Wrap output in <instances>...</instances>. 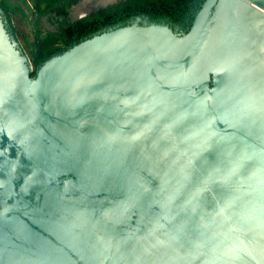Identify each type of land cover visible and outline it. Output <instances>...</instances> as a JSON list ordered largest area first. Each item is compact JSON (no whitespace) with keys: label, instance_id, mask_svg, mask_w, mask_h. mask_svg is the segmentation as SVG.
<instances>
[{"label":"water","instance_id":"1","mask_svg":"<svg viewBox=\"0 0 264 264\" xmlns=\"http://www.w3.org/2000/svg\"><path fill=\"white\" fill-rule=\"evenodd\" d=\"M32 71L0 9V264H264V0Z\"/></svg>","mask_w":264,"mask_h":264},{"label":"trees","instance_id":"2","mask_svg":"<svg viewBox=\"0 0 264 264\" xmlns=\"http://www.w3.org/2000/svg\"><path fill=\"white\" fill-rule=\"evenodd\" d=\"M83 0H0L6 16L8 31L17 37L22 34L12 26L20 17L30 25L33 35L23 37V49L36 75L38 67L50 57L67 50L95 34L126 25L166 23L176 30L183 26L187 32L204 0H117L99 7L74 22L71 10ZM197 6L193 12L191 9ZM46 22L53 28H48Z\"/></svg>","mask_w":264,"mask_h":264},{"label":"rangeland","instance_id":"3","mask_svg":"<svg viewBox=\"0 0 264 264\" xmlns=\"http://www.w3.org/2000/svg\"><path fill=\"white\" fill-rule=\"evenodd\" d=\"M113 1H115V0H84V4L80 5L79 8H76L72 12V16H70V19L72 17H78V16L82 15L83 14V12H82L83 10L82 9L85 6H87V11H88V10L94 9V8L100 6V5H104L106 3H110V2H113ZM86 3H87V5H85ZM12 26H14V28L16 27V30H18L22 34V36H19V37L15 36V37H16L18 43L20 44L22 50L24 51V49H23V45H24L23 37L30 38L33 35L31 26L25 24V22L20 17L16 18V20L12 23ZM46 26L48 28H53L50 25V23H48V22H46Z\"/></svg>","mask_w":264,"mask_h":264},{"label":"crops","instance_id":"4","mask_svg":"<svg viewBox=\"0 0 264 264\" xmlns=\"http://www.w3.org/2000/svg\"><path fill=\"white\" fill-rule=\"evenodd\" d=\"M89 2V1H88ZM82 4H84V0L82 1V3L81 4H79L78 6H75L72 10H71V13H70V16H72V12L76 9V8H79L80 7V5H82ZM85 5H87V3L85 4ZM83 11V14L82 15H80V16H78V17H73V18H75V19H79V18H82V17H84V16H87L89 13H91L94 9H91V10H88L87 11V6H85L83 9H82Z\"/></svg>","mask_w":264,"mask_h":264},{"label":"flooded vegetation","instance_id":"5","mask_svg":"<svg viewBox=\"0 0 264 264\" xmlns=\"http://www.w3.org/2000/svg\"><path fill=\"white\" fill-rule=\"evenodd\" d=\"M197 6L195 5L192 9H191V12H193L194 11V9L196 8ZM3 14V13H2ZM3 18H4V21H5V24H6V26H7V20H6V18H5V16L3 15ZM7 29H8V27H7ZM176 32H178V33H183L184 32V28H183V26H181V27H176V30H175Z\"/></svg>","mask_w":264,"mask_h":264}]
</instances>
